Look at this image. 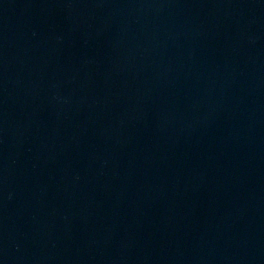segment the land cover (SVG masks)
<instances>
[{"label":"water","instance_id":"1","mask_svg":"<svg viewBox=\"0 0 264 264\" xmlns=\"http://www.w3.org/2000/svg\"><path fill=\"white\" fill-rule=\"evenodd\" d=\"M0 264H264V0H0Z\"/></svg>","mask_w":264,"mask_h":264}]
</instances>
